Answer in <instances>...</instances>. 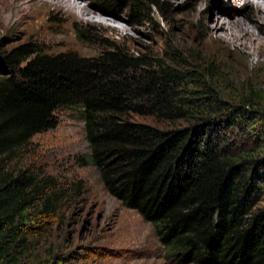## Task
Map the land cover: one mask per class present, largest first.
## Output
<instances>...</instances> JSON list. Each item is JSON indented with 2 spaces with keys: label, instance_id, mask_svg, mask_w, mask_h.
Here are the masks:
<instances>
[{
  "label": "trees",
  "instance_id": "trees-1",
  "mask_svg": "<svg viewBox=\"0 0 264 264\" xmlns=\"http://www.w3.org/2000/svg\"><path fill=\"white\" fill-rule=\"evenodd\" d=\"M113 1L95 3L112 13L123 0ZM127 5L138 24L145 2ZM92 29L75 33L87 40ZM218 80L215 62L179 55L168 63L117 40L91 57L33 42L0 53V264H18L26 248L32 191L55 185L29 169L9 171L7 161L69 107L82 109L89 145L76 163L96 167L106 190L151 223L176 262L264 264V102L248 80L224 98L213 88ZM51 205L46 198L48 216Z\"/></svg>",
  "mask_w": 264,
  "mask_h": 264
},
{
  "label": "rangeland",
  "instance_id": "rangeland-1",
  "mask_svg": "<svg viewBox=\"0 0 264 264\" xmlns=\"http://www.w3.org/2000/svg\"><path fill=\"white\" fill-rule=\"evenodd\" d=\"M80 1L113 19L114 27L47 6L38 19L0 28V53L33 42L49 52L72 50L91 57L104 49L105 42L117 40L130 52L168 63L179 60V55L192 63L215 62L219 80L213 88L224 98L239 95L248 80L264 102V46L263 51L237 48L219 40V33L208 26L219 29L217 15L238 18L264 42V13L257 16V7L248 0H143L146 11L138 24L130 23L129 0L117 3V12L112 13L98 8L95 0ZM118 24L124 29L117 28ZM81 25L93 28L90 39L76 36L75 28ZM55 115L57 125L34 135L6 164L9 171L29 169L41 178L55 180L53 190L32 191L26 209L28 238L18 264H194L176 262L151 223L106 190L96 167L76 163L77 156L89 152L82 109L60 108ZM133 118L166 125L150 116ZM46 198L53 207L49 216L42 211Z\"/></svg>",
  "mask_w": 264,
  "mask_h": 264
},
{
  "label": "bare ground",
  "instance_id": "bare-ground-1",
  "mask_svg": "<svg viewBox=\"0 0 264 264\" xmlns=\"http://www.w3.org/2000/svg\"><path fill=\"white\" fill-rule=\"evenodd\" d=\"M248 1L251 5L257 7V16H259V12L264 13V0ZM47 6H56L61 10H67V12H72L81 18H86L99 24H106L107 26L113 27L115 25L113 19L108 18L102 12L95 13L80 0H0V28L24 25L31 20L38 19L44 14ZM8 10H11L15 15L19 16V19L10 26H6L4 21V12ZM216 21H220L221 23L219 29L215 25L209 24L208 26L210 30L219 33L217 37L219 40L231 42L237 48H242L243 50L254 48L257 51H263V39L256 35L245 22H241L238 18L231 19L218 15L216 16ZM117 28L123 30L124 26L118 24Z\"/></svg>",
  "mask_w": 264,
  "mask_h": 264
},
{
  "label": "clouds",
  "instance_id": "clouds-1",
  "mask_svg": "<svg viewBox=\"0 0 264 264\" xmlns=\"http://www.w3.org/2000/svg\"><path fill=\"white\" fill-rule=\"evenodd\" d=\"M19 19L18 15H15L11 10L4 12V21L6 26H10L12 23H15Z\"/></svg>",
  "mask_w": 264,
  "mask_h": 264
}]
</instances>
